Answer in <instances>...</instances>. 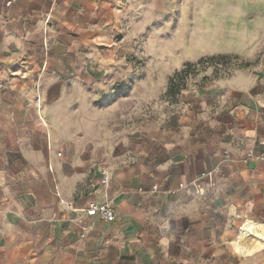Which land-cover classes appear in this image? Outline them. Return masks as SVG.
I'll list each match as a JSON object with an SVG mask.
<instances>
[{"label":"crops","instance_id":"obj_1","mask_svg":"<svg viewBox=\"0 0 264 264\" xmlns=\"http://www.w3.org/2000/svg\"><path fill=\"white\" fill-rule=\"evenodd\" d=\"M7 1L0 264H207L224 255L249 209H264V160H242L264 150V93L247 79L221 83L201 110L174 105L159 126L138 128L137 95L115 93L117 58L105 55L119 52L130 0ZM105 201L115 221L87 215Z\"/></svg>","mask_w":264,"mask_h":264},{"label":"rangeland","instance_id":"obj_2","mask_svg":"<svg viewBox=\"0 0 264 264\" xmlns=\"http://www.w3.org/2000/svg\"><path fill=\"white\" fill-rule=\"evenodd\" d=\"M130 1L117 26L119 52L105 55L117 58L121 80L110 84L115 93L137 95L138 128L159 126L174 105L201 110L203 96L221 83L247 79L250 87L264 93V0ZM214 55L229 57L222 64L199 63ZM187 62L193 67L184 87L174 96L168 94L171 76ZM123 116L121 125H129ZM248 220L264 234V209H249L224 255L210 256L207 264H264V236L249 234L252 255L237 245Z\"/></svg>","mask_w":264,"mask_h":264},{"label":"built area","instance_id":"obj_3","mask_svg":"<svg viewBox=\"0 0 264 264\" xmlns=\"http://www.w3.org/2000/svg\"><path fill=\"white\" fill-rule=\"evenodd\" d=\"M7 4L8 5L11 4V0L7 1ZM261 145H264V142H262ZM225 158H230V155L226 153ZM242 160L245 162L250 161V160L263 161L264 160V150L259 151V152L253 149L248 150L243 154ZM217 171H219V169L215 168L211 171L205 172L204 174L208 176H212L213 173ZM108 182H109V171L107 167H104L102 169V175L99 178L98 183L106 184ZM153 188L157 189L156 186H154ZM64 203L68 207L72 206L70 202L64 201ZM86 213L87 215L95 216L104 222H113L116 219V209L112 201H105L102 203L93 202L89 205ZM82 236H84V233H82Z\"/></svg>","mask_w":264,"mask_h":264},{"label":"trees","instance_id":"obj_4","mask_svg":"<svg viewBox=\"0 0 264 264\" xmlns=\"http://www.w3.org/2000/svg\"><path fill=\"white\" fill-rule=\"evenodd\" d=\"M228 55H214L207 58H202L199 63L211 62L214 64H222L225 58H228ZM193 64L191 62H187L184 64V67L177 71L174 75L171 76L169 80L168 94L176 95L181 92L182 88L185 85V79L187 75L191 72ZM182 82V84H181Z\"/></svg>","mask_w":264,"mask_h":264},{"label":"bare ground","instance_id":"obj_5","mask_svg":"<svg viewBox=\"0 0 264 264\" xmlns=\"http://www.w3.org/2000/svg\"><path fill=\"white\" fill-rule=\"evenodd\" d=\"M250 233H259V235L264 236L263 233L259 232L257 224L253 221L248 220L243 226V231L241 233V236L239 237V241H237V245L240 247V249H243L247 254L252 255L255 251V248H253L251 245H249V243H247V240H249L248 237Z\"/></svg>","mask_w":264,"mask_h":264}]
</instances>
